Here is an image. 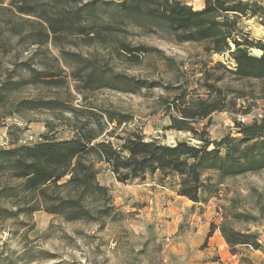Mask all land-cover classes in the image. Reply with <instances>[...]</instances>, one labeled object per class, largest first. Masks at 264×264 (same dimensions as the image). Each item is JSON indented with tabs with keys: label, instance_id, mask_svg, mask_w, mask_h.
I'll return each mask as SVG.
<instances>
[{
	"label": "rangeland",
	"instance_id": "obj_1",
	"mask_svg": "<svg viewBox=\"0 0 264 264\" xmlns=\"http://www.w3.org/2000/svg\"><path fill=\"white\" fill-rule=\"evenodd\" d=\"M4 1L0 5V37L4 38V43H0V88L6 85L10 89L4 91L5 98L0 104V148L32 144L43 135L70 138L76 125L89 117L86 109L100 114L112 111L129 118L118 125L108 122L107 116L99 117L104 131L98 139L114 144L116 135L131 131L142 134L145 140L156 139L166 144L180 140L196 143L192 133L168 128L165 102L180 93L188 100L207 98L203 83H213L214 75L218 74L222 79L216 82L217 86L237 89L242 94L231 92L234 107L211 114L209 120L193 123L197 130L216 140L235 134L234 121L249 122L264 113L259 83L235 81L223 70L215 72L211 68L214 62L230 64L226 55H207L200 43L178 42L163 27L149 30L115 18L112 25L116 29L89 45L75 38L62 47L52 42L30 45L19 42L9 32L8 20L11 18L27 30L31 26L27 18L32 17L19 18L7 9ZM180 1L194 9L203 6V0ZM243 26L252 38L264 41V26L257 19L243 20ZM120 41L148 50L132 62L125 54L117 55L114 47ZM62 51L90 60L99 67L104 79L118 74L121 78L114 82L117 88L84 89L79 79L84 70L77 74L80 65ZM28 66L51 74L43 79H58L61 85L37 82L14 86L13 82L31 75ZM205 71L212 74L209 80ZM131 78L146 84L136 88ZM24 99L56 100L60 104L53 109L17 112L16 103ZM245 111L249 112L244 114ZM172 113L176 114L174 110ZM91 127L99 126L93 122ZM95 165L98 182L110 190V215L96 221H66L60 215L37 210L0 220V264H264V169L226 178L217 185V191L206 193L203 201L188 206L185 200L174 198L175 192L169 189L170 178L163 182L165 189L160 188L158 173L147 175L144 181L120 183L105 165ZM5 183L14 185L18 181L0 177V186ZM14 202L20 206L3 205L23 210L33 200L17 198ZM233 211L255 218L231 220L229 213ZM224 214L234 228L255 233L261 250L240 246L236 255H232L219 230L209 232L210 225H218Z\"/></svg>",
	"mask_w": 264,
	"mask_h": 264
},
{
	"label": "trees",
	"instance_id": "obj_2",
	"mask_svg": "<svg viewBox=\"0 0 264 264\" xmlns=\"http://www.w3.org/2000/svg\"><path fill=\"white\" fill-rule=\"evenodd\" d=\"M4 2L0 0V5ZM6 6L19 18L32 17L31 20L27 18L31 22L27 30L9 18L8 30L18 37L19 42L37 46L52 42L62 47L71 38L82 40L87 45L103 40L106 34L116 29L112 25L115 18L149 30L163 27L178 42L200 43L207 55H226L230 64L216 61L211 68L215 72L223 70L235 81L259 83L264 97V41L252 38L243 26V20L251 18L264 26L263 1L203 0L199 9L180 0H87L84 3L73 0H6ZM3 39L0 37V43H4ZM114 48L117 55L125 54L132 62L148 50L123 41ZM62 52L71 55L80 65L77 74L84 70L79 74L84 89L99 86L117 88L114 82L121 78L118 74L104 79L99 67L90 60L79 54ZM28 68L31 75L13 82L14 86L37 82L56 87L61 85L58 79H43L51 74ZM211 75L210 71H205L207 80ZM213 79V83H203L207 98L188 100L180 93L165 102L170 121L168 128L192 133L196 143L180 140L166 144L156 139L145 140L142 134L131 131L116 135L114 144L98 139L104 131L99 117L107 116L108 122L118 125L129 118L112 111L100 114L86 109L89 117L76 125L70 138L55 139L43 135L32 144L0 148V177L18 181L14 185L5 183L0 186V220L37 210L60 215L66 221H96L109 216L112 209L110 190L98 182L96 163L105 165L120 183L144 181L147 175L158 173L161 186L166 187L163 182L170 178L169 189L194 203L203 201L206 193L217 191V185L226 178L263 170L264 113L249 122L234 121L235 134L223 135L216 140L208 139L203 131L193 126V123L209 120L215 112L234 107L235 99L229 97L231 92L242 94L237 89L217 86L216 82L222 79L221 74L214 75ZM130 81L136 88L146 84V81L134 78ZM9 89L6 85L1 86L0 104L5 98L4 91ZM58 104L56 100L24 99L16 103L15 110L53 109ZM173 110L176 114L172 113ZM91 117L93 121H90ZM93 122L98 124L97 129L91 127ZM205 172L208 174L203 178ZM17 198H29L33 202L23 210L3 205L19 207V202H14ZM229 214L231 220L237 221L255 218L238 211ZM215 229L219 230L232 255H236L240 246L261 250L257 235L234 228L225 214L218 225H210L209 232Z\"/></svg>",
	"mask_w": 264,
	"mask_h": 264
},
{
	"label": "crops",
	"instance_id": "obj_3",
	"mask_svg": "<svg viewBox=\"0 0 264 264\" xmlns=\"http://www.w3.org/2000/svg\"><path fill=\"white\" fill-rule=\"evenodd\" d=\"M160 188L165 189V187H163V186H160ZM174 198L179 199L180 201L185 200V203L188 204V206H192V204L194 203V202H192V201H190L184 197L178 196V195H175Z\"/></svg>",
	"mask_w": 264,
	"mask_h": 264
}]
</instances>
